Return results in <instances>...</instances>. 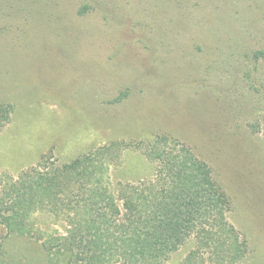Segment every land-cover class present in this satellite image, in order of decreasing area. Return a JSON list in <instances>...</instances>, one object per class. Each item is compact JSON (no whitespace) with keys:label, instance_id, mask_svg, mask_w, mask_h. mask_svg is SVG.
Listing matches in <instances>:
<instances>
[{"label":"rangeland","instance_id":"1","mask_svg":"<svg viewBox=\"0 0 264 264\" xmlns=\"http://www.w3.org/2000/svg\"><path fill=\"white\" fill-rule=\"evenodd\" d=\"M129 195L191 208L163 264H264V0H0V264Z\"/></svg>","mask_w":264,"mask_h":264},{"label":"trees","instance_id":"2","mask_svg":"<svg viewBox=\"0 0 264 264\" xmlns=\"http://www.w3.org/2000/svg\"><path fill=\"white\" fill-rule=\"evenodd\" d=\"M53 181H55L54 177L50 182ZM209 185L212 192V186ZM125 199L123 207L126 214L122 217L123 219L117 221V225L107 216L98 222L92 219L85 226L89 235L85 231L77 230V226L70 231L69 237L58 239L50 236L44 246L50 244L49 247L65 250L71 247L69 257L74 264H98L104 254L108 255V258H105L106 261L113 256H118L122 264H163L171 250L185 239V233L192 222L191 208L187 209L189 204L168 207L160 220L151 218L143 220L139 215L140 206L134 196L129 195ZM111 209L119 212L113 204ZM4 221L9 228L21 229L20 224L9 221V218ZM91 229L94 230L89 231ZM236 245L237 243L234 242L232 249L235 253L232 256L234 258L229 257L232 261L239 255ZM74 248L77 255H73Z\"/></svg>","mask_w":264,"mask_h":264}]
</instances>
